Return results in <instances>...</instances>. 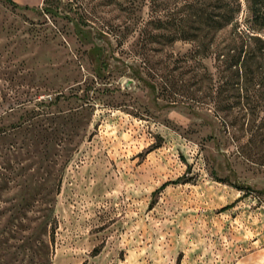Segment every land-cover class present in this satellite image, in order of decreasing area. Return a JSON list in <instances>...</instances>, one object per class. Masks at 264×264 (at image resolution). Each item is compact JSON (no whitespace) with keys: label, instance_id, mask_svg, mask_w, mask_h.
Listing matches in <instances>:
<instances>
[{"label":"rangeland","instance_id":"1","mask_svg":"<svg viewBox=\"0 0 264 264\" xmlns=\"http://www.w3.org/2000/svg\"><path fill=\"white\" fill-rule=\"evenodd\" d=\"M150 2L0 0V264H38L52 205L53 264H264V95L168 105L115 34ZM150 43L184 69L192 42Z\"/></svg>","mask_w":264,"mask_h":264},{"label":"trees","instance_id":"2","mask_svg":"<svg viewBox=\"0 0 264 264\" xmlns=\"http://www.w3.org/2000/svg\"><path fill=\"white\" fill-rule=\"evenodd\" d=\"M47 1V0H46ZM159 11H167L168 20L158 16L156 20L131 21L124 29L115 30L119 41L125 40L130 33L138 34V41L130 47L142 60L147 70L161 78L159 95L172 98L168 105L178 103L182 96L196 104H212L216 113L226 124L231 122L232 105L229 87L234 90L236 103L240 104L245 92L251 91L258 97L264 95V0H151ZM51 4L46 10L51 12ZM246 13L245 20L242 14ZM156 21L159 29H169V34L153 33L151 25ZM154 40H177L192 42L188 60H195L201 66L189 79L184 75L190 72L185 68L176 74L177 65L163 70L162 61L156 58L163 47L172 43H150ZM194 42V43H193ZM124 44V43H122ZM211 61L215 71H210L207 61ZM190 67L191 65L188 64ZM189 67V68H190ZM195 69V67L193 68ZM197 81H191V78ZM178 77L184 80L178 83ZM198 85L193 88L194 85ZM258 107V103L254 104ZM165 183L163 187H166ZM43 237L38 264H53L54 247L58 219L53 205L42 220ZM46 237V238H45Z\"/></svg>","mask_w":264,"mask_h":264}]
</instances>
